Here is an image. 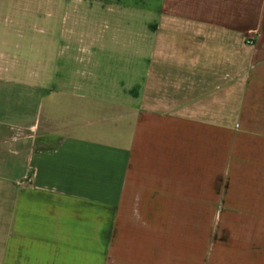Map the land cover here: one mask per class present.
I'll list each match as a JSON object with an SVG mask.
<instances>
[{
	"label": "crops",
	"instance_id": "obj_1",
	"mask_svg": "<svg viewBox=\"0 0 264 264\" xmlns=\"http://www.w3.org/2000/svg\"><path fill=\"white\" fill-rule=\"evenodd\" d=\"M117 5L115 76L25 81L0 34V264H264V0Z\"/></svg>",
	"mask_w": 264,
	"mask_h": 264
},
{
	"label": "rangeland",
	"instance_id": "obj_2",
	"mask_svg": "<svg viewBox=\"0 0 264 264\" xmlns=\"http://www.w3.org/2000/svg\"><path fill=\"white\" fill-rule=\"evenodd\" d=\"M121 1L123 2V0H0V18L3 19L0 34L9 42V46L3 47L9 53L8 66H20L15 77L26 81L27 60L33 56L36 72L41 71L40 75L43 73L42 65L47 66L44 78L42 77L40 82L44 80L55 88L60 78L74 79L78 74L77 76L89 80L93 75V69L99 74L108 70L112 73L115 67L124 65L110 57L115 50L124 46L122 40L108 41L106 53L103 54L99 52L100 46L93 42L90 29L93 18L105 17L107 13L120 10L117 2ZM4 18H12L14 25L5 26ZM11 28H17L22 37L16 36L14 31L8 32ZM9 33L11 34L8 35ZM0 48L2 49L1 46ZM115 74L112 73L114 76ZM3 91L5 93L6 90ZM22 91L20 89L19 94L18 90L13 88L10 97L16 98L19 94L18 98L25 104L26 99L22 96ZM24 93L26 94V88ZM39 95L40 91L36 90V98ZM8 103H11L10 99L7 103L3 101L4 105Z\"/></svg>",
	"mask_w": 264,
	"mask_h": 264
}]
</instances>
